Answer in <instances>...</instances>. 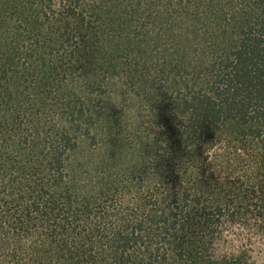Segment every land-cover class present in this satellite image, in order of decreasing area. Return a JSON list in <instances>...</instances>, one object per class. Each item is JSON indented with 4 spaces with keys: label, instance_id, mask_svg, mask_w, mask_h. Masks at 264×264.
<instances>
[{
    "label": "trees",
    "instance_id": "obj_1",
    "mask_svg": "<svg viewBox=\"0 0 264 264\" xmlns=\"http://www.w3.org/2000/svg\"><path fill=\"white\" fill-rule=\"evenodd\" d=\"M0 264H264V0H0Z\"/></svg>",
    "mask_w": 264,
    "mask_h": 264
}]
</instances>
